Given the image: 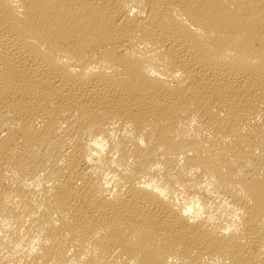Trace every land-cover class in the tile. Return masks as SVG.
I'll return each mask as SVG.
<instances>
[{"label":"bare ground","instance_id":"obj_1","mask_svg":"<svg viewBox=\"0 0 264 264\" xmlns=\"http://www.w3.org/2000/svg\"><path fill=\"white\" fill-rule=\"evenodd\" d=\"M0 264H264V0H0Z\"/></svg>","mask_w":264,"mask_h":264}]
</instances>
